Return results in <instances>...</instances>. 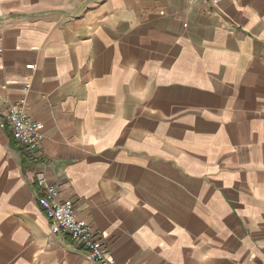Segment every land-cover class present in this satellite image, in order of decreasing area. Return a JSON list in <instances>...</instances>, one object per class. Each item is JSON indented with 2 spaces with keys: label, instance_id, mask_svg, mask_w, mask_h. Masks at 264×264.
I'll return each mask as SVG.
<instances>
[{
  "label": "crops",
  "instance_id": "obj_1",
  "mask_svg": "<svg viewBox=\"0 0 264 264\" xmlns=\"http://www.w3.org/2000/svg\"><path fill=\"white\" fill-rule=\"evenodd\" d=\"M20 98L42 137L0 125V264H91L41 177L117 264H264V0H0V120Z\"/></svg>",
  "mask_w": 264,
  "mask_h": 264
},
{
  "label": "built area",
  "instance_id": "obj_2",
  "mask_svg": "<svg viewBox=\"0 0 264 264\" xmlns=\"http://www.w3.org/2000/svg\"><path fill=\"white\" fill-rule=\"evenodd\" d=\"M205 1L217 4L221 0ZM26 68L34 69L35 65L29 63ZM0 125L9 128L12 137L33 157L38 156L42 137L41 124L29 116L25 98H20L8 106ZM36 183L42 190L38 200L51 230L80 243L91 264H117L106 255L103 235L97 234L91 224L76 218L73 200L60 197L58 186L43 177L37 179Z\"/></svg>",
  "mask_w": 264,
  "mask_h": 264
},
{
  "label": "trees",
  "instance_id": "obj_3",
  "mask_svg": "<svg viewBox=\"0 0 264 264\" xmlns=\"http://www.w3.org/2000/svg\"><path fill=\"white\" fill-rule=\"evenodd\" d=\"M29 161H30V159L27 156L24 155L22 157V166H23L25 171H27L29 169V163H30Z\"/></svg>",
  "mask_w": 264,
  "mask_h": 264
}]
</instances>
